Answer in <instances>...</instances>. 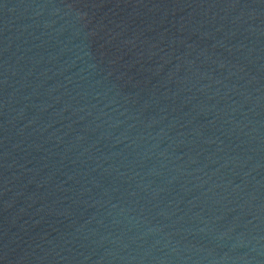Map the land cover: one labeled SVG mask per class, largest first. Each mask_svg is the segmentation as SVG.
Returning a JSON list of instances; mask_svg holds the SVG:
<instances>
[{
  "label": "water",
  "instance_id": "95a60500",
  "mask_svg": "<svg viewBox=\"0 0 264 264\" xmlns=\"http://www.w3.org/2000/svg\"><path fill=\"white\" fill-rule=\"evenodd\" d=\"M0 264H264V0H0Z\"/></svg>",
  "mask_w": 264,
  "mask_h": 264
}]
</instances>
